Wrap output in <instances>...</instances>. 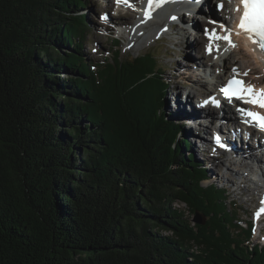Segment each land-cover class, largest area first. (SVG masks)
Wrapping results in <instances>:
<instances>
[{"label":"trees","instance_id":"obj_1","mask_svg":"<svg viewBox=\"0 0 264 264\" xmlns=\"http://www.w3.org/2000/svg\"><path fill=\"white\" fill-rule=\"evenodd\" d=\"M89 5L0 0V264H264L156 53L85 57Z\"/></svg>","mask_w":264,"mask_h":264},{"label":"rangeland","instance_id":"obj_2","mask_svg":"<svg viewBox=\"0 0 264 264\" xmlns=\"http://www.w3.org/2000/svg\"><path fill=\"white\" fill-rule=\"evenodd\" d=\"M227 2L229 4L232 3L231 0H227ZM207 3L209 4L205 6H202L198 3L200 12L210 15L214 9L216 10V15L218 14L220 18H223V11L220 12L217 8L219 0H210ZM113 6L114 0H90V5L88 8H86L84 11H81L80 14L85 15L91 24V30L93 31L90 41L84 49L85 57L87 59L102 60L105 57L112 58L113 53L116 50H120L122 57L129 59L131 57H137L138 55L145 54L146 52H155L159 58L158 60L160 65L165 69V72L161 77L166 80L167 85H170L169 89L167 90L166 99L164 102L165 104L163 105L166 106L165 113L170 116V119L179 121L182 125H185L186 130H190L189 133H185L186 136L184 135L183 138L186 137L190 142L192 141L191 144H193V141L195 142L196 149L195 145L193 144L190 153L195 155L196 160L207 169L206 175L208 179L203 183V185L214 183L221 188L225 189L226 187L227 193L231 198L230 200L236 201L237 206L241 209L240 219L242 221L250 222L252 219L250 216H248V213L251 212L254 204L258 201L256 194L259 190L258 184L250 181L251 177L253 176L252 172H250V169L245 167L244 162L242 163L239 161L240 159H238V161L234 160L228 162L230 157H227V154L217 158L209 156V153L205 151L208 146L201 144L204 139H207V142L209 143V135H211L209 133L210 129L206 128L203 122H198L193 118H190V120L188 115L186 117L182 115L181 121L171 117V111H173V109H175V111L181 112L179 108L182 107L185 110L186 106H184L182 103L178 104L177 110L174 105L177 106L176 103L178 101L182 102V100L186 99L189 93H194V97H192V99L187 102L189 106H194V108L199 107L198 101H202V99L200 97H195V95L197 96V93L201 90V87H203L205 81L206 86L212 87V84L210 83L214 81L213 72H205L195 69L196 63L204 65V61L208 62L211 60H217L213 57H206L207 59L202 58L201 54L202 48L206 42L204 34L207 33L211 27L205 28V25H203L205 22L198 23L202 25L201 28L196 26L195 23H197V21H202V19L204 20V18L199 17L196 14V19L194 18V28H191V22L194 20H192L194 17V15H192L186 17L185 22L181 21L183 26L181 30H179V27L174 28L171 35H166L163 39L155 41L157 36L156 32L149 34V30L151 29L150 24L146 26V30H143L142 32H135L134 27L141 19L137 16H131L130 11L126 8H124L123 13L117 17V10L115 9L113 11ZM192 7L194 6L192 5ZM229 9L233 10L231 6H229ZM104 13L106 15L108 14L109 22L107 19H102V17H105V15L102 16ZM120 16H125L127 19L121 21L119 18ZM120 23L124 24V27L121 29L123 30L122 33L116 31V25ZM162 24L164 25V22H160L159 31L162 29ZM111 30H113V32ZM202 36H204V38L200 39ZM108 37L117 38L120 42L119 47L113 46L112 41H108ZM129 44H134V47H129ZM199 44L200 47H198ZM230 58L232 65L236 63L237 66H240L244 69L243 71L251 82L262 85L264 84V64H262V62V65L257 64L252 54L246 53L245 51H237ZM220 72L221 70H218L217 73L219 74ZM202 80H204V82H202ZM214 113H218V111H215ZM202 114L206 113L202 112ZM203 132H205L206 135H202ZM254 142L255 140H249L248 145L253 146ZM261 159L263 161L264 157H260L258 163ZM215 163L219 165L220 170L218 171H220V174L224 175L226 178L221 179V176H217V173L214 170ZM260 164L263 163L260 161ZM248 174L251 175L248 177ZM181 207L187 215L190 214L185 204H182ZM190 216L191 215H189V217ZM193 218L194 216H192L191 219ZM240 223L241 222H239L240 226L244 225V223L243 225ZM262 227L264 228V225H262ZM263 242L264 241H261L257 236H255L253 241L250 243V246H253L257 243L263 244Z\"/></svg>","mask_w":264,"mask_h":264},{"label":"bare ground","instance_id":"obj_3","mask_svg":"<svg viewBox=\"0 0 264 264\" xmlns=\"http://www.w3.org/2000/svg\"><path fill=\"white\" fill-rule=\"evenodd\" d=\"M210 0H193V2L192 3H187L185 0H176V3L179 5V7H181L182 8V5H184L185 7H191V9H192V11H196V14H197V16H199V17H202V18H204V20L202 19V21H197V23H195L196 24V26H198V27H202V25H200V24H198L199 22H201V23H203V22H205V24H203V25H205L204 27L205 28H208V27H211L212 29L211 30H215L216 29V24H217V22H220V20H222V18H220L219 16H218V14L216 15V10H212V12L210 13V15H207V13H204V12H200L199 11V6H198V3L200 4V5H202V6H205V5H207V4H209V3H207V2H209ZM219 2H222V0H219ZM183 3V4H182ZM192 5L194 6V7H192ZM170 5L169 4H167V3H165V4H161V5H158V7H157V10H156V14L154 15V16H152L149 20H147V21H145V20H141L135 27H134V31L135 32H142L143 30H146V26L148 25V24H150V26H151V29L149 30V34H151V33H155V32H158L159 31V27H160V22H162V21H165V24H169V25H171V26H173L174 28H180L179 30H181V28H183V26H182V22L181 21H183V22H185V19H186V17L187 16H185V14H180V13H176V17H177V19L175 20V19H173V21H172V17H171V15H167V12L165 13V12H163L162 14L161 13H159L160 12V9L161 8H163V9H165V8H167V7H169ZM169 9H175L174 7H170ZM164 11H166V10H164ZM223 11V14L225 15V14H230L231 12H230V9H229V5L228 4H226V3H224V8L220 11V12H222ZM217 12H218V10H217ZM174 14V13H173ZM185 17V18H184ZM196 17V16H195ZM195 17H193L192 18V20L195 18ZM189 19V18H188ZM196 19V18H195ZM195 19L191 22L192 23V26H191V28H194V21H195ZM206 19V20H205ZM191 20V19H190ZM211 21V22H210ZM179 22V26L177 25V23ZM214 22V24H212ZM163 25V24H162ZM148 35V34H147ZM204 38V36H202L200 39H203ZM200 43V42H199ZM232 44H234L235 45V47H232V46H230L229 45V47H228V49L227 50H223L222 51V54H221V58H220V61H218V62H216V63H214L213 62V60H211V61H208V62H205L204 61V66L206 67L205 69L204 68H201V69H204V71L205 72H213V75H214V77H213V79H214V81L217 83V85H219V84H222V83H224L231 75H232V73L233 72H236V71H241V70H244L242 67H240V66H237V64L235 63V64H233L232 65V61H231V56L233 55V54H235L237 51H245L246 53H249V54H252L253 56H254V58H255V61H256V63L257 64H259V65H262V64H264V62H262L263 61V59L262 58H258V57H256L255 55H256V52H257V50H256V48L255 47H253L252 45H249L248 43H247V41H246V38L244 39V38H242V36H240V35H234V41L232 42ZM198 47H200V44H199V46ZM224 52V53H223ZM218 55H215L214 57H217ZM207 56L205 55V59H207L206 58ZM261 62H262V64H261ZM197 64V63H196ZM240 64V63H239ZM236 65V66H235ZM201 66V65H200ZM201 69H199V70H201ZM218 70H221V72L218 74L217 72H218ZM201 75V74H200ZM202 82H204V80H202ZM208 83V82H207ZM211 84V83H210ZM261 85V84H260ZM260 85H258V86H260ZM215 91L213 90V87H208V86H206V81L204 82V85H203V87H201V90L197 93V96L195 95V97H200L201 99H202V101H198V103H199V106H202V104H203V102L206 100L205 99V97H208V98H210L211 96H213V93H214ZM208 94V95H207ZM211 95V96H210ZM192 97H194V93L192 94V93H189L188 94V96H187V98L186 99H184V100H182V98H181V100H182V102H177L176 104H177V106H175L174 105V107H176V110H177V108H178V104L179 103H182L184 106H186L185 107V110L182 108V107H180L179 109H180V111L182 112H179V111H175V109H173V111H171V113H172V117H174V118H176L177 120H182V115L184 116V117H186L187 115H188V117H189V119L190 118H193V119H198V116H199V107H195L194 108V106H192V107H190L189 106V104L187 103L190 99H192ZM207 98V99H208ZM227 104L225 105V107H223V111L224 112H228V113H230V112H233L232 113V117L235 119V120H239V115H238V113H237V111H236V109L239 107V105L237 104V102H234V101H229V102H226ZM196 106V105H195ZM236 108H235V107ZM188 111V112H187ZM202 111L204 112V113H206L205 115H207V116H211L215 111H217V110H215V109H211V108H209V107H207L206 109H202ZM191 120V119H190ZM203 129V128H202ZM222 130V129H221ZM203 131V130H202ZM251 133H255V131L253 130V129H249L248 130V135L249 134H251ZM206 133L205 132H203L202 133V135H205ZM248 135H246L245 137H246V139L248 138ZM250 140V139H249ZM255 140V139H254ZM208 140L207 139H204L202 142H201V144H203V145H208V142H207ZM234 141H236V143L237 144H239V148H238V152H237V155H239V156H242V158H244V156H248V155H251V158H252V162L253 163H255V165L256 166H262V164H260V161H261V163H263L264 164V162L262 161V159L259 161V163H258V160H259V158L260 157H262V156H260V155H258L257 153H256V149L255 148H250V147H248V145H246L245 143H240V141H239V139H234ZM231 154H234V152L233 153H231ZM247 160H248V162H247ZM249 161H251V160H249V159H246V158H244V159H242L241 160V162L243 163L244 162V166L245 167H248L249 169H250V172H252V170L251 169H253V165H252V163L251 162H249ZM41 166V165H40ZM214 170L216 171V173H217V176L218 177H220L221 176V179H224V178H226L224 175H221L220 174V171H218V170H220L219 169V165L218 164H214ZM259 172H261V175L263 176V184L258 188L259 190L257 191V193H258V195H261V194H263L264 193V169H262V168H259V170H258ZM250 175L248 174V177H249ZM253 177V176H252ZM254 183H258L259 184V182L257 181V180H255V181H253Z\"/></svg>","mask_w":264,"mask_h":264},{"label":"snow or ice","instance_id":"obj_4","mask_svg":"<svg viewBox=\"0 0 264 264\" xmlns=\"http://www.w3.org/2000/svg\"><path fill=\"white\" fill-rule=\"evenodd\" d=\"M116 3L117 5L123 3L129 7L132 6L129 3V0H116ZM152 3L153 0H149V5H152ZM239 3L243 6V15L240 17L239 22L240 30L247 34L250 39L257 37L258 39H253V43L258 44L260 49L264 51V0H239ZM218 7L222 8L223 5H218ZM236 11H239V9H236ZM102 19H107V17H102ZM173 19H175V17H173ZM221 27H223V25H221ZM209 39H225L228 41L230 46L235 47L228 36L219 37L214 31L209 35ZM208 50L209 52L211 51V45H209ZM241 83L242 82L238 80L229 81L228 87L222 88L221 91L229 100L235 97L236 99L244 100L245 103H253L264 108V92H262L256 99H251L253 95L252 88L249 87L245 89L241 86ZM245 92L248 93V97L243 95ZM210 101L214 105L219 106L215 98H210ZM210 101L205 100L203 105H207ZM238 110L241 112L245 111L244 109ZM245 115L255 121L260 126L261 130L264 131V117L251 112H245ZM217 142H219V137H217ZM262 203H264V201H262ZM260 212L264 213V209H261Z\"/></svg>","mask_w":264,"mask_h":264},{"label":"water","instance_id":"obj_5","mask_svg":"<svg viewBox=\"0 0 264 264\" xmlns=\"http://www.w3.org/2000/svg\"><path fill=\"white\" fill-rule=\"evenodd\" d=\"M178 202H176V203H178ZM192 220L195 224L204 226L206 224L207 218L203 214L196 213V215L194 216V218Z\"/></svg>","mask_w":264,"mask_h":264},{"label":"built area","instance_id":"obj_6","mask_svg":"<svg viewBox=\"0 0 264 264\" xmlns=\"http://www.w3.org/2000/svg\"><path fill=\"white\" fill-rule=\"evenodd\" d=\"M180 208H182L181 206H179Z\"/></svg>","mask_w":264,"mask_h":264}]
</instances>
